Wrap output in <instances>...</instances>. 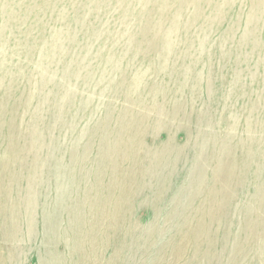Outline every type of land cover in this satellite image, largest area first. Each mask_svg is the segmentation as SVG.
<instances>
[{
  "label": "bare ground",
  "instance_id": "1",
  "mask_svg": "<svg viewBox=\"0 0 264 264\" xmlns=\"http://www.w3.org/2000/svg\"><path fill=\"white\" fill-rule=\"evenodd\" d=\"M16 3L22 15L17 19L18 31L12 42L13 63L8 70H0L4 73L0 75V264H18L16 253L20 251L23 226L31 236L34 218L41 216L48 221L49 231H55L56 215L63 211L70 212L68 226L73 224L74 235L81 236L71 241L72 264H82L85 253L82 235L89 233L92 235L89 241L93 242L98 234L118 233L122 223L127 221L126 206L135 189L141 196L157 176L166 169H175L190 154L194 166L198 165L197 170L187 173L190 191L178 197V194L170 195L169 188L162 187L158 199L173 202L175 208L170 212L173 217L183 209L190 212L184 223L192 222L189 218L205 217V212L210 220L197 225L201 230L197 233L202 232L201 236L177 230L173 247L178 249V256L180 250L192 242L193 253L196 250L204 253L203 262L197 264H214V260L220 258L217 252H212L211 247H216L218 242L211 231L217 230L221 222L213 217L210 209L217 199L221 200L217 211L226 217L232 208L234 192L240 194L238 187H243L247 171L256 167L251 170L256 176L255 202L244 207V223L237 231L243 236L242 245L247 246L249 238H263L262 246L251 251L256 258H248L247 262L264 264V149L258 147V141L251 144L259 148H255V153L260 154L257 163L251 161V153L246 150H243L244 157L240 153L242 164L239 167L220 160L214 168L220 176L212 184L221 182V190L211 186L204 206L192 208L186 204L191 198H197L191 178L202 172L206 162L201 146L206 140L214 143L218 139L214 133L204 139L199 131L189 129L185 144L177 145L171 136L175 129L193 125L192 119L185 114L179 117L181 94L188 91L192 100L200 98L194 83L203 70L208 71L209 77H216L224 62V53L236 54L235 64L250 63L264 71V38L261 39L264 0H251L245 18L239 13L220 34L218 30L227 21L230 11L242 5L239 0H28V9H23V0ZM64 4L66 12L61 7ZM131 6L137 10L138 17L134 19L128 10ZM112 14L118 16L114 25L107 20ZM246 47L250 48V54L244 55ZM88 60H93L91 65L86 63ZM124 60L129 63L127 67L121 65ZM145 60L148 64L142 66ZM78 86L83 93L80 92L77 103ZM96 93L98 104L91 109L88 126L75 135L80 113L95 102ZM106 93L123 99L116 116L114 103L117 99L112 97L103 103ZM100 108L105 111L103 118L95 115ZM73 109L75 113L70 114ZM193 120L196 124L207 123L201 116ZM256 126L264 131L261 122ZM158 132H165L168 138L164 142L158 140L157 144ZM146 134H155L151 146L142 141ZM96 136L99 138L98 153L90 161L85 155ZM85 139L87 147L83 155L82 152L79 155ZM238 145L243 146V143L238 142ZM66 153L69 162L64 160ZM86 161H90L95 173L90 182L85 180L84 169L78 174L80 184L84 185L80 192L82 204L77 205L79 209L82 207L81 216L65 199L74 186L70 184L75 177L74 166L80 164L82 168V163L87 165ZM38 174L45 176L44 183L56 193V203L55 199L51 201L47 213H38L35 208L38 205L36 196L40 194L35 193L34 199L31 195L38 187L34 180ZM165 180L161 183L165 184ZM41 196L43 198V192ZM255 205L261 208L255 221L256 226H262L259 233L250 229ZM84 216L90 219L88 232ZM103 217L112 221L104 229L101 227ZM53 241L48 238L45 245ZM247 253L243 251L244 256ZM54 259L50 256V260ZM43 262L48 263V260Z\"/></svg>",
  "mask_w": 264,
  "mask_h": 264
},
{
  "label": "rangeland",
  "instance_id": "2",
  "mask_svg": "<svg viewBox=\"0 0 264 264\" xmlns=\"http://www.w3.org/2000/svg\"><path fill=\"white\" fill-rule=\"evenodd\" d=\"M16 1L18 0H0V70L1 68L4 70H8V67H10V65H12L13 63L11 62L13 60L12 57L14 54L12 50V42L14 41V39H16V34L18 31L17 19L20 15H22V10L20 9V7H18ZM71 1L75 2V0ZM239 1L242 5H237L230 11L227 21L219 28V33L217 32L218 34L226 30L231 19H236L239 13L242 12L243 17L245 18L247 14L246 10H248L251 0ZM23 2L25 3L23 5V9H25L27 7L28 0H23ZM33 4H35V2H33ZM63 6L66 8V4L62 5L61 7ZM65 8L64 10L66 12ZM128 10L130 16L133 19L134 17H138L137 10L134 9L133 6L128 7ZM26 13H24L23 17H26ZM29 16L27 18L31 22L32 18ZM117 17V14H112L107 18V20H110V24L114 25L113 23L115 22ZM262 25H264V23H262ZM217 33L216 36L218 35ZM262 38H264V27L261 26V39ZM245 53L250 54L249 47H246L244 49L243 54L245 55ZM223 56L224 62L222 63L220 70H217L218 74L216 77H209L208 71L203 70L197 83H194L198 87V95H200V98H198L197 100H192L189 96L190 93L188 91H183V93L181 94V111L179 113V117L185 114L188 119H192L191 122L193 125L188 124L187 126L189 127L187 129L174 128L176 131H174L171 135L172 142L177 145L185 144L186 140L188 139L187 134L189 131L187 132V130L189 129H192L194 132H196V130L199 131L200 135L204 139L205 137L210 138L212 133H214V135H216L218 139L214 143L208 142L206 140L205 144L201 146L202 152L204 151L205 153L206 162L205 166L202 169V172L196 174L195 177L191 178L193 179V183L191 182V184L194 185L193 190H195L197 198H193V200L191 198L190 201H188L189 203L187 202L186 204H188V206L192 205V208L204 206L203 201L209 194V189L211 186H213L212 183L220 176V173L218 175L216 171H214V168L219 165L218 163L220 162V160L225 163H231L232 167H239V165L242 164L240 163V153L241 156L244 157L245 153L243 152V150H246L248 154L251 153V155H249L252 158L251 161L257 163L256 161L260 159V154L255 153V148L257 147V145L251 146V144L258 141V147L261 150L264 149V131H261V128L259 129V127L256 126L259 124V122H261V125H264V71L262 69H257V66L255 67V65H251L250 63H241L240 65L235 64L234 62L237 55L234 53H224ZM147 60L142 63V66H146L148 64ZM92 61L93 60H88L86 61V63L89 62V65H91ZM98 62L99 61H97L96 63ZM121 65L123 67H127L129 63L124 60L122 61ZM214 66L217 67L218 63L215 62ZM213 67L212 69L215 68ZM1 74L4 73H0V75ZM84 75L85 74L83 73L82 77ZM258 76H260V81L256 82ZM81 86H78L80 89L78 88L79 95L77 96V103L79 102V98L81 97ZM3 88L4 87L2 86L1 89ZM18 95L19 92L16 94V96ZM97 95L98 94L96 93L95 102H92L83 112L80 113V120L77 125L75 135L80 134V131L84 130L88 126L87 121H89V117L92 111L91 109H94L98 104V98L96 97ZM110 96L111 94L106 93V95L103 97L105 100V102L103 103L108 102L109 98L116 97ZM122 102L123 99L118 98L114 103V110L116 113L115 116L120 111ZM192 102H194V104H192ZM75 111L76 109H73L70 114H74ZM112 111L113 106L111 112ZM104 114V108H100L98 113L95 115L97 116V118H103ZM199 116H201V119L205 117L207 123H194L193 119ZM58 133L59 132H56L55 134ZM154 135L155 134H146L143 136L142 141L151 146L153 144ZM167 138L168 137L165 132H158L155 136L157 144L158 140L160 142H164ZM238 142H242L243 146H239ZM86 144L87 140H82V148H79V155H81L80 152H82L83 155L85 151L84 148L87 147ZM89 145L91 148L89 151H87L88 155L85 156L88 157V160L90 159L91 161V159H94L97 156L99 138L96 136L93 141L89 143ZM220 145L223 146V148L221 147V151ZM258 147L256 148V150L259 149ZM64 160L65 162H69L68 153L65 154ZM90 161H86L87 165H85V163H82V168L80 164L74 166L73 175L75 177L72 178V182H70V184H73L74 186L72 191L67 194V197L65 199L66 203L69 202L74 205V208L76 207L78 209V211L81 213V216L82 207H80L79 209L77 205L82 204V196L80 192L81 189L83 190L84 185L82 182L80 184L81 178H79L78 174L81 169L82 171L84 169V172L87 173V178L85 180L90 182V178H92L95 173L93 168H90ZM262 162L264 167V155L262 157ZM197 167L194 166V160L192 159V155L190 154L187 158L182 159L181 164H179L178 167H176L175 169H166L164 173L160 174V177L157 176L159 180L154 179L152 184L147 187V190L142 191L141 196L139 195L141 192H137V189H135V193L133 195H130L128 201L129 203L127 204L128 206H126L127 210L125 212V220L127 221L124 224L122 223L121 230L118 233L112 235H106L107 233L98 234V236H96L97 238H95V241L93 242L89 241L90 238H92V235H90L89 233L82 235V250H85L82 264L202 263L204 253L202 250H196L194 251L195 253H193L191 251L192 242L188 244L186 248L184 247V250H180V256H178V249H175L173 245L174 241L177 240L175 236L178 229H183L184 231L188 230L193 234L197 233V231L199 230V228H197V225L199 223L204 225L210 220V216H207L208 213L205 212L207 214L205 216L206 218L201 215L194 219L189 218V220H191L192 222L184 223L188 221L190 212L188 213L185 211V209H183L179 214L173 217L170 213L175 208L173 202H164L163 199H158L159 190L162 187L169 188V194L172 196H176L175 194H178L179 197L184 196L185 193H188L190 191V187H188L189 183H187L188 181H186L188 179L187 173L189 174L190 170H197ZM253 168L251 167L247 171V178L245 182L242 183L243 187H238L240 188V194L237 191L234 192V201L231 205L232 208L228 210V214L226 217L223 218L220 210L217 211V205H222L221 200L217 199L215 202L216 205L214 204V206L210 209L213 217L217 218V220L221 222V225L217 230L213 228L214 231H211L212 233H215V235H213L215 236V241L218 242V245L216 247H211L210 245V247L212 249V252L215 251V253L217 252V255L220 256L218 260H214V264H248L247 261L255 257L254 253L251 251L253 249L255 250V248L258 246H262L263 238L261 237H258L257 239L249 238L250 241L248 242L247 246L242 245L241 241L243 239L241 238L243 236L238 233L239 231H237L244 223L242 216L244 207L250 203L255 202L254 187L256 185V176L252 173L253 171H251L254 170ZM170 173H172L171 178L167 180V177ZM44 177L38 174V177L34 178L38 187H35L36 190L31 192L33 199L35 193L40 194V196H36L38 199H35V201L37 200L36 204H38L37 206H35V208L38 210V213H47L48 211H50L49 206L51 205V201L56 197V193H53V188H50L51 186L47 182L44 183L45 179H42ZM163 179L167 180L166 183L164 182L165 184L161 183ZM262 179L264 180V176L262 177ZM104 180L105 183L108 182L107 176L104 178ZM39 183L42 184H40L39 186ZM213 187L218 191L221 190V182H215ZM42 192L43 198L41 196ZM138 195L140 196V198L137 197ZM253 209V223L250 224V229L253 230V232L256 231L257 233H259L262 226H256L255 221H257L259 217L257 213L261 210V208L255 205V208ZM88 212L89 211H87V213ZM69 214V211L67 213L63 211L62 214L61 212L57 213L56 228L53 229L55 231H49L50 226L48 221L46 219L43 220L41 216H37L34 218L35 224L33 226L34 229L31 236L29 234H26L25 227L23 226L22 235L20 238L21 242H19L20 251L18 252V254L16 253L17 263L72 264L74 262V259L72 260V255L69 251L70 245L72 244L71 241L74 239V237L81 238V236L77 234L74 235V233H76V230H73V224L72 226H68ZM84 218V223L86 222L87 224V226L85 225V229L88 232L91 230L89 224L90 219L87 216H84ZM221 218L224 219L223 223V219ZM102 220L103 221L101 223V227L103 229L107 228L112 222L111 219H107L105 217H103ZM201 233L202 232H198V236H201ZM45 234L47 238L45 237ZM224 235L226 236L224 237ZM67 237L69 240L67 239ZM48 238L49 240L54 241L53 243H50L49 246H46L45 243L46 239ZM123 241L125 242L123 243ZM108 243L112 244L108 245ZM206 247L209 248V245H207ZM243 251L248 252L247 254H245L247 258L244 256ZM10 256L5 255L4 257L9 258ZM50 256L55 259L53 261L50 260ZM44 259H47L48 263L43 262Z\"/></svg>",
  "mask_w": 264,
  "mask_h": 264
}]
</instances>
